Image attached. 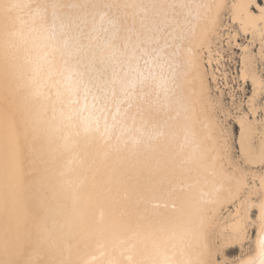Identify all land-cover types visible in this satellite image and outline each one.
I'll use <instances>...</instances> for the list:
<instances>
[{
	"label": "bare ground",
	"instance_id": "6f19581e",
	"mask_svg": "<svg viewBox=\"0 0 264 264\" xmlns=\"http://www.w3.org/2000/svg\"><path fill=\"white\" fill-rule=\"evenodd\" d=\"M228 8L264 35V0H0V264H222L253 205L264 264L262 74L245 44L235 158L205 61Z\"/></svg>",
	"mask_w": 264,
	"mask_h": 264
},
{
	"label": "rangeland",
	"instance_id": "374dc122",
	"mask_svg": "<svg viewBox=\"0 0 264 264\" xmlns=\"http://www.w3.org/2000/svg\"><path fill=\"white\" fill-rule=\"evenodd\" d=\"M259 2L263 4V0H259ZM230 4L229 2L228 6ZM253 8L257 10L255 6ZM221 32V38L219 37L216 40L213 47L214 52L212 51L211 58L209 57L212 62L208 61V53L205 54L207 58H205V61L209 72L211 91L216 98H219L217 100L221 109V119L223 121L224 132L232 146L231 153L235 158H238L240 154L239 135L241 129L237 122V117L241 112H248L250 110L249 98L253 95L254 91L252 81L249 78L244 80L241 76L243 46L248 45V50L255 54V65L262 74V86L256 96V103L260 105L259 115H261V107L264 105V35L258 39V36H254V38L251 37L250 33L244 32L239 24L233 21L229 8L223 14V27L221 28ZM248 181L252 184L253 177L249 175ZM256 181L259 182L258 179ZM253 206L250 212L252 219H250L251 225L248 237L243 241V244L234 243V245H228L224 249V253L227 255H225L226 257H223L221 253L219 254V260L222 264H236L242 257H247L255 252L259 210L256 205L254 208ZM229 207L228 209H223V216L227 215L229 209H233L232 204Z\"/></svg>",
	"mask_w": 264,
	"mask_h": 264
}]
</instances>
